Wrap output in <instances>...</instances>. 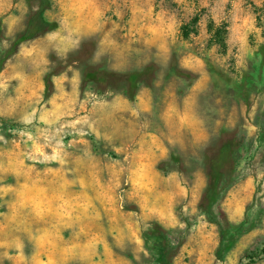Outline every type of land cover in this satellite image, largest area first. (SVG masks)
I'll list each match as a JSON object with an SVG mask.
<instances>
[{
  "label": "rangeland",
  "instance_id": "obj_1",
  "mask_svg": "<svg viewBox=\"0 0 264 264\" xmlns=\"http://www.w3.org/2000/svg\"><path fill=\"white\" fill-rule=\"evenodd\" d=\"M263 248L264 0H0V264Z\"/></svg>",
  "mask_w": 264,
  "mask_h": 264
},
{
  "label": "trees",
  "instance_id": "obj_2",
  "mask_svg": "<svg viewBox=\"0 0 264 264\" xmlns=\"http://www.w3.org/2000/svg\"><path fill=\"white\" fill-rule=\"evenodd\" d=\"M53 27H54L53 24L45 22L44 20L40 19L39 17H36V16L32 17L30 22H29L28 28L15 41L14 48H12V50L9 52V54L14 52L16 46H18L19 44H21L25 41H29V40L35 38L36 36H38L39 34L52 29ZM262 252L264 253V248H263ZM158 262H159V264H171L169 256L164 250L161 251V255L159 257Z\"/></svg>",
  "mask_w": 264,
  "mask_h": 264
}]
</instances>
